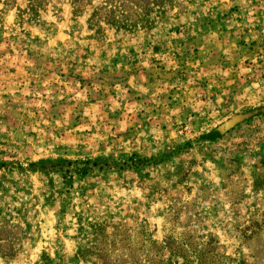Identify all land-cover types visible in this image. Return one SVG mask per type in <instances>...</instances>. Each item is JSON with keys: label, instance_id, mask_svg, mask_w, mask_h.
Instances as JSON below:
<instances>
[{"label": "rangeland", "instance_id": "rangeland-1", "mask_svg": "<svg viewBox=\"0 0 264 264\" xmlns=\"http://www.w3.org/2000/svg\"><path fill=\"white\" fill-rule=\"evenodd\" d=\"M66 12L88 19L70 20L69 43L45 56L67 73L65 91L47 85L50 98L33 104L0 97V264H264V104L198 118L152 103L127 122L113 97H88L77 70L81 49L110 52L112 73L121 61L145 73L135 64L147 55L148 84L186 105L183 86L201 72L195 41L217 30L259 52L264 0H0V62L47 47L34 27L50 36L42 17ZM58 158L106 166L30 165Z\"/></svg>", "mask_w": 264, "mask_h": 264}, {"label": "crops", "instance_id": "crops-1", "mask_svg": "<svg viewBox=\"0 0 264 264\" xmlns=\"http://www.w3.org/2000/svg\"><path fill=\"white\" fill-rule=\"evenodd\" d=\"M42 19L54 23L53 26L56 28L50 36L43 35L37 27H34L32 31L33 34H37L44 39V45L47 47H44L43 50L40 48L41 51L32 52L30 55L27 49L24 50L20 47L17 58L14 56L15 54L11 53L12 50H8L7 56L0 62V97L3 100L8 101L17 96L21 97L22 100L31 101V104H33L36 102L34 97L37 95L42 97L48 94L50 89L48 90L46 86L51 84L55 85L52 88L59 90L56 94L57 97H60L58 96L60 92L65 91V87L60 81V75L67 73L59 71V67L54 63L55 61H50V59L47 61L45 56H53L56 54L55 51H53L54 53L51 52L55 50L54 48L69 43L72 38L67 30L70 20H78L84 27L88 14L73 16L70 12H66L59 15V17L45 14ZM73 44L74 41L72 40L68 48H72L73 51L77 52L78 49L73 47ZM194 46L197 48L198 55H200L198 66H200L201 72L196 77L198 80L192 77L193 82L183 86L181 92L188 89L183 92L184 96L182 95L183 99L186 100V105H184V102L181 103V98L180 100H176L174 97L169 99L170 94L166 85L158 88L153 87L151 83L148 84L147 78L149 79L155 75L152 74L154 69L149 66L150 58L147 55H144L143 62L139 63L140 66L135 64V67L146 66L145 73H141V69L134 72L129 71L128 64L122 61L116 63V66H122L121 71L112 73L111 66L114 59H112L110 52L107 54L105 51L97 53L96 57H93L95 53L93 50L89 51V48H87L84 51L81 49L82 55H85L86 66L83 70H77L80 72L79 75L82 76V79L85 80L83 87H86L84 90L88 93V97L92 96L94 98L96 94H102V97L98 96L96 98H102L104 103L108 100L103 99V97L106 99L109 96L113 97L116 103L120 104L121 115L125 116L127 122L130 119H139L138 108L141 107L144 110L148 104L152 105V103L155 106H151V110L160 109V112L165 113V115H174L180 112L179 110L186 114L197 111L198 115L195 114V116L198 118L210 110L211 113L209 114L212 116L215 112H225L226 109L231 110V112H238L251 105L264 104V97L257 93V86L264 87V48L259 51L261 53L255 51V49H251L250 53H240L239 48L232 47L231 42L224 39L217 30L203 33L195 41ZM127 52V50L124 51L123 61L124 57L126 59ZM96 61L102 64V71H98L99 73L94 72V69H97L94 67V64H97ZM114 76L119 82L113 79ZM70 78L72 79V77ZM56 83L60 85L57 87ZM70 86L75 88L72 82ZM96 87H100L101 92L96 91ZM47 97L50 98L48 95L44 96V98ZM161 97H165V99H161ZM40 99L41 101L44 100L43 97ZM161 100L162 105L159 107ZM172 102H174L173 105H171ZM5 110L10 111L11 109L8 110L7 107ZM154 114L158 116L159 111ZM142 116L140 115V117Z\"/></svg>", "mask_w": 264, "mask_h": 264}, {"label": "trees", "instance_id": "trees-1", "mask_svg": "<svg viewBox=\"0 0 264 264\" xmlns=\"http://www.w3.org/2000/svg\"><path fill=\"white\" fill-rule=\"evenodd\" d=\"M60 164V166H64V165H68V164H83V167L80 169V173L81 174H86L88 172V168L90 167H98L99 169L101 167H105L106 164L102 161H99L97 159H93V160H90V159H87V160H69V159H63V158H58V159H55V160H52V159H41L39 160L37 163H30V165H39V164ZM128 167H130L128 165ZM79 170V169H78Z\"/></svg>", "mask_w": 264, "mask_h": 264}, {"label": "built area", "instance_id": "built-area-1", "mask_svg": "<svg viewBox=\"0 0 264 264\" xmlns=\"http://www.w3.org/2000/svg\"><path fill=\"white\" fill-rule=\"evenodd\" d=\"M190 132L189 127L187 125L182 126L179 130H178V134L180 135H187Z\"/></svg>", "mask_w": 264, "mask_h": 264}]
</instances>
